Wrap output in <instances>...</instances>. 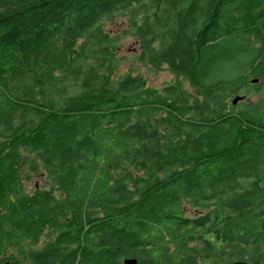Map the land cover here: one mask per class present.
I'll list each match as a JSON object with an SVG mask.
<instances>
[{"label": "trees", "instance_id": "obj_1", "mask_svg": "<svg viewBox=\"0 0 264 264\" xmlns=\"http://www.w3.org/2000/svg\"><path fill=\"white\" fill-rule=\"evenodd\" d=\"M127 34L196 94L115 76ZM249 77L264 0H0V263L264 264V112L228 103Z\"/></svg>", "mask_w": 264, "mask_h": 264}, {"label": "rangeland", "instance_id": "obj_2", "mask_svg": "<svg viewBox=\"0 0 264 264\" xmlns=\"http://www.w3.org/2000/svg\"><path fill=\"white\" fill-rule=\"evenodd\" d=\"M127 17L119 16L114 20L104 21L103 28L110 32V34L120 33L122 29L127 27ZM117 56L119 60V66L116 71L117 77L121 76L126 72L140 74L147 82L149 86L161 88L162 86L169 83H179L180 87L195 95L196 90L190 86L188 81L182 76L176 75L171 72L164 64L163 65H153L149 62L146 55H141V50L139 44L131 35H125L117 41ZM234 63H223L219 69L218 74L224 77H234L240 74L242 69L248 67V59L244 55H238L234 59ZM242 70L243 74L246 73V70ZM248 81L247 86L241 87L237 91V95H246V99L236 102L235 104L231 103V98H228L229 105H232L235 110L240 109L244 106L243 103H250L252 105H258L260 109L263 110L264 107V81H257L252 83ZM264 112V111H263ZM33 156L28 153L23 152L21 167H20V179L25 191L29 192L31 189L39 186H48V181L44 178V174L39 167V173L36 174L30 170L29 160H33ZM36 165H40L37 161L34 162ZM184 203V202H183ZM185 213L188 215H195L196 210L191 205L184 203L183 204ZM48 233L45 232L39 239L40 244L44 243L47 240ZM51 236V235H50ZM13 253V251H12ZM16 259H19V256L14 253ZM236 260V259H235Z\"/></svg>", "mask_w": 264, "mask_h": 264}, {"label": "water", "instance_id": "obj_3", "mask_svg": "<svg viewBox=\"0 0 264 264\" xmlns=\"http://www.w3.org/2000/svg\"><path fill=\"white\" fill-rule=\"evenodd\" d=\"M257 78H252L250 81L252 82V83H255V82H257ZM242 98H243V96H239V95H237L236 97H234L232 100H231V103L232 104H235L236 102H238V101H240V100H242ZM263 111H264V107H263ZM122 262L124 263V264H135L136 263V260L134 259V258H124L123 260H122ZM0 264H8V261H4V262H2V263H0ZM228 264H248V262L247 261H244V260H233V261H230Z\"/></svg>", "mask_w": 264, "mask_h": 264}, {"label": "bare ground", "instance_id": "obj_4", "mask_svg": "<svg viewBox=\"0 0 264 264\" xmlns=\"http://www.w3.org/2000/svg\"><path fill=\"white\" fill-rule=\"evenodd\" d=\"M236 96H237V95H236ZM236 96H234V97H236ZM239 96H241V95H239ZM234 97H232V99H233Z\"/></svg>", "mask_w": 264, "mask_h": 264}, {"label": "flooded vegetation", "instance_id": "obj_5", "mask_svg": "<svg viewBox=\"0 0 264 264\" xmlns=\"http://www.w3.org/2000/svg\"><path fill=\"white\" fill-rule=\"evenodd\" d=\"M243 96V95H242ZM243 100V99H242ZM242 100H240V101H242ZM240 101H238V102H240Z\"/></svg>", "mask_w": 264, "mask_h": 264}]
</instances>
